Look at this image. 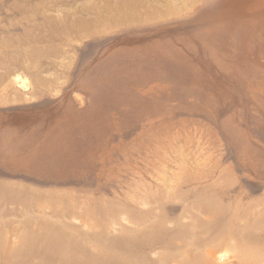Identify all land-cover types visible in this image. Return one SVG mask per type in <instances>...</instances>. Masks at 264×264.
I'll return each instance as SVG.
<instances>
[{"label": "rangeland", "instance_id": "obj_1", "mask_svg": "<svg viewBox=\"0 0 264 264\" xmlns=\"http://www.w3.org/2000/svg\"><path fill=\"white\" fill-rule=\"evenodd\" d=\"M261 258L264 0H0V264Z\"/></svg>", "mask_w": 264, "mask_h": 264}, {"label": "bare ground", "instance_id": "obj_2", "mask_svg": "<svg viewBox=\"0 0 264 264\" xmlns=\"http://www.w3.org/2000/svg\"><path fill=\"white\" fill-rule=\"evenodd\" d=\"M14 81H15V83H16V85H18L19 87H20V89L21 90H23V91H26V90H28V89H31V85H30V82H29V80H28V78L27 77H25L23 74H17L16 76H15V78H14ZM182 229V228H181ZM183 229H185V228H183ZM185 231V230H184ZM186 231H188V230H186ZM204 233H205V231H204ZM197 234V233H196ZM202 234V233H201ZM192 236V235H191ZM197 236V235H196ZM200 236V235H199ZM202 236V235H201ZM185 238H187V237H185ZM192 237H190L189 238V240L191 239ZM188 239V238H187ZM195 239V238H194ZM217 239V238H216ZM220 239V238H219ZM181 241V240H180ZM192 241H195V240H193L192 239ZM222 241V240H221ZM182 242V241H181ZM207 242V241H206ZM150 243V242H149ZM191 243V242H190ZM189 243V244H190ZM205 243V242H204ZM186 244H188V243H186ZM196 246H197V244H196ZM199 246V245H198ZM181 248V247H180ZM191 248V247H190ZM189 248V249H190ZM195 248V247H194ZM261 251V250H260ZM189 252V251H188ZM225 252V251H224ZM190 253H192V252H190ZM189 255V254H188ZM251 256L252 257H254V258H256L257 256H259V255H257V253L254 251V252H252V254H251ZM165 257H167V255L165 256ZM168 257H170V255L168 256ZM210 257V258H209ZM228 257V255L227 254H220V255H218V254H216V253H209V255H208V258H209V260L210 259H214L213 260V262H215V261H222V260H224V259H226ZM179 258V257H178ZM190 258V257H189ZM161 259V258H160ZM175 259V258H174ZM173 259V260H174ZM228 259V258H227ZM172 260V259H171ZM171 262V261H170ZM158 263L159 264H167L168 262H167V260H160V261H158ZM172 263H174L173 261H172ZM175 263H177V261L175 262ZM174 263V264H175ZM179 264V263H178ZM182 264V263H181ZM220 264V263H219ZM250 264H264V258H261V259H259V260H251V263Z\"/></svg>", "mask_w": 264, "mask_h": 264}]
</instances>
